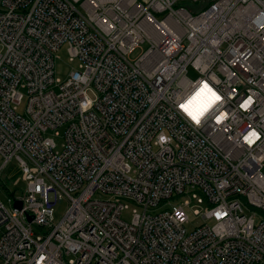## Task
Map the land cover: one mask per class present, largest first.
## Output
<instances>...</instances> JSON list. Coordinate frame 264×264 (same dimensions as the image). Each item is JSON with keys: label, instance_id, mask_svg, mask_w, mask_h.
Wrapping results in <instances>:
<instances>
[{"label": "built area", "instance_id": "1", "mask_svg": "<svg viewBox=\"0 0 264 264\" xmlns=\"http://www.w3.org/2000/svg\"><path fill=\"white\" fill-rule=\"evenodd\" d=\"M12 159L3 264H264V0H0V176Z\"/></svg>", "mask_w": 264, "mask_h": 264}, {"label": "rangeland", "instance_id": "2", "mask_svg": "<svg viewBox=\"0 0 264 264\" xmlns=\"http://www.w3.org/2000/svg\"><path fill=\"white\" fill-rule=\"evenodd\" d=\"M143 49L148 47V43L142 44L141 46ZM142 48H137L135 51H133L131 53V58H136L141 52H142ZM60 53V58L57 59L56 61V76L61 78L62 80L65 79L67 77V73L68 71H70L71 69V64L69 61V55L67 53L66 50V45H63L61 50L59 51ZM78 60H76L77 62ZM191 74H194L191 72ZM89 94L92 97H95V91L94 90H90ZM63 131L64 129L61 128L60 129V134L56 135L54 133H52V136L54 137L57 145L59 147H61V144L64 141V137H63ZM1 163V160H0ZM22 172L21 169L16 161V159H12L7 167L5 168V170H3V172L1 173L0 176V198L7 204L10 205L8 198L12 197V195H20L22 190L25 188L26 186V182L22 179L21 176ZM186 199L191 200V203L189 206H185L186 211L188 212V214L190 215L191 219L190 222L187 224L188 228L191 230L193 229L196 225H200L201 224V219L197 218L194 215V209L198 208L197 206V200H193L190 196H184L182 198V201H185ZM176 202H181V201H173V203ZM127 208L123 211V217L125 219L130 220L133 216V214L135 213V211H141L142 209L137 206L134 203L131 202H127ZM55 219L56 221H58L62 215L65 213V211L67 210L69 203L68 200L65 197H61L58 198L55 202ZM213 223V222H211ZM0 264H3V260L0 257Z\"/></svg>", "mask_w": 264, "mask_h": 264}, {"label": "snow or ice", "instance_id": "3", "mask_svg": "<svg viewBox=\"0 0 264 264\" xmlns=\"http://www.w3.org/2000/svg\"><path fill=\"white\" fill-rule=\"evenodd\" d=\"M201 97H204V99L200 100ZM194 99L200 100L199 105L194 109L192 107L193 101H189L187 104L181 105L182 109L197 123L200 121V117L204 115L206 111L216 102L221 99L220 96H218L209 86L207 83L203 85V88L196 94V97ZM243 107H246L247 104L242 105ZM258 138L257 134L255 132H252L249 134L248 137H245V139L248 141V143H253L254 139Z\"/></svg>", "mask_w": 264, "mask_h": 264}, {"label": "water", "instance_id": "4", "mask_svg": "<svg viewBox=\"0 0 264 264\" xmlns=\"http://www.w3.org/2000/svg\"><path fill=\"white\" fill-rule=\"evenodd\" d=\"M15 206L18 208H22V201L16 200ZM28 217H29V220H32V217H30V216H28Z\"/></svg>", "mask_w": 264, "mask_h": 264}, {"label": "clouds", "instance_id": "5", "mask_svg": "<svg viewBox=\"0 0 264 264\" xmlns=\"http://www.w3.org/2000/svg\"><path fill=\"white\" fill-rule=\"evenodd\" d=\"M161 139H163V137H161Z\"/></svg>", "mask_w": 264, "mask_h": 264}]
</instances>
